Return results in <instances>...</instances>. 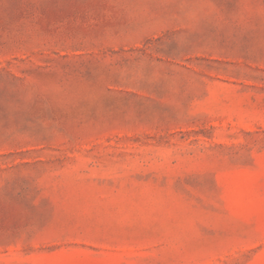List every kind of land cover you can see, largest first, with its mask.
Wrapping results in <instances>:
<instances>
[{"label": "rangeland", "instance_id": "obj_1", "mask_svg": "<svg viewBox=\"0 0 264 264\" xmlns=\"http://www.w3.org/2000/svg\"><path fill=\"white\" fill-rule=\"evenodd\" d=\"M0 264H264V0H0Z\"/></svg>", "mask_w": 264, "mask_h": 264}]
</instances>
